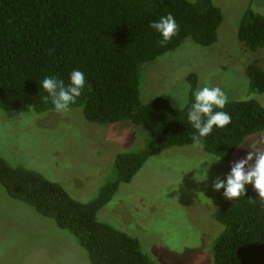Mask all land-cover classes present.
Instances as JSON below:
<instances>
[{
  "label": "trees",
  "instance_id": "trees-1",
  "mask_svg": "<svg viewBox=\"0 0 264 264\" xmlns=\"http://www.w3.org/2000/svg\"><path fill=\"white\" fill-rule=\"evenodd\" d=\"M168 13L178 32L161 46L149 23ZM221 22V8L213 0H0V109L54 111L50 101H42L47 93L40 81L54 75L67 84L69 73L79 69L86 84L70 108H80L90 122H126L132 130L129 142L114 154L113 177L84 202L35 170L11 166L0 157L6 193L73 234L90 264H156L136 237L100 221L97 212L148 158L193 144L187 109L179 112L165 94L143 103L141 77L150 63L186 40L213 45ZM236 37L250 52L264 48V14L251 6L244 9ZM262 64L252 57L245 68L251 92H264ZM185 80L197 89V73H188ZM223 110L231 123L214 129L202 149L229 160L247 137L264 131V105L253 98L228 100ZM136 139H143V146L129 150L126 146ZM256 198L251 186L238 201L224 197L214 215L221 230L210 247L212 264H264V208Z\"/></svg>",
  "mask_w": 264,
  "mask_h": 264
},
{
  "label": "rangeland",
  "instance_id": "rangeland-1",
  "mask_svg": "<svg viewBox=\"0 0 264 264\" xmlns=\"http://www.w3.org/2000/svg\"><path fill=\"white\" fill-rule=\"evenodd\" d=\"M213 1L222 11L216 42L202 47L186 40L150 63L139 87L143 103L165 94L179 107L168 94L195 72L197 88L207 83L220 87L228 100L253 98L264 105V92L249 91L245 72L252 57L264 64V48L250 52L236 37L243 10L251 6L264 14V0ZM131 132L126 122H90L80 108L42 113L0 109V157L11 166L35 170L84 202L113 177L114 154L129 142ZM262 136L264 131L250 135L229 160L213 163L202 182L195 180L192 166L209 153L193 144L167 148L148 158L129 183L120 184L97 218L136 237L156 264H212L210 247L221 230L214 215L224 201L223 189L217 192L212 185L225 179L231 165L253 151L250 145ZM131 142L129 150L144 144L143 139ZM0 264L90 262L73 234L11 198L0 183Z\"/></svg>",
  "mask_w": 264,
  "mask_h": 264
},
{
  "label": "clouds",
  "instance_id": "clouds-1",
  "mask_svg": "<svg viewBox=\"0 0 264 264\" xmlns=\"http://www.w3.org/2000/svg\"><path fill=\"white\" fill-rule=\"evenodd\" d=\"M149 27L161 37V46L170 42L178 32V24L171 13L150 21ZM85 84V75L79 69H73L69 73L67 84L54 75L45 76L39 84L47 93L42 101L46 104L50 101L57 112H67L82 95ZM168 96L179 106V112L187 109V122L195 130L191 140L193 147L197 149L202 148L205 139L214 129H224L231 123L230 114L223 110L228 103V97L220 87H211L205 83L202 88L193 89L191 84L186 83ZM139 135L147 136V133L139 130ZM261 145H264V136L252 142L250 147L253 151L231 165L225 179L217 178L214 181L213 190L219 192L223 189L226 199L238 201L240 197L246 196L248 186H251L257 194L255 201L264 208V148ZM220 159L221 157L209 153L194 164L192 170H196L195 180L206 181L209 168ZM205 163L208 167H202Z\"/></svg>",
  "mask_w": 264,
  "mask_h": 264
}]
</instances>
